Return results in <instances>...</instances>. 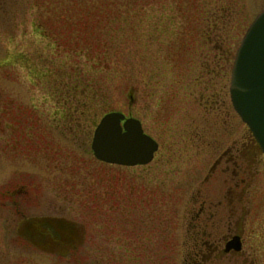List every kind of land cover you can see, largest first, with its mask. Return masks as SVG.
<instances>
[{
  "label": "rangeland",
  "instance_id": "374dc122",
  "mask_svg": "<svg viewBox=\"0 0 264 264\" xmlns=\"http://www.w3.org/2000/svg\"><path fill=\"white\" fill-rule=\"evenodd\" d=\"M262 9L264 0H0V264H243L196 251L187 213L219 150L248 139L228 86ZM72 83L90 92L88 106L63 99ZM111 110L157 141L147 164L93 156L92 130ZM253 170L243 251L264 264L261 157Z\"/></svg>",
  "mask_w": 264,
  "mask_h": 264
},
{
  "label": "water",
  "instance_id": "95a60500",
  "mask_svg": "<svg viewBox=\"0 0 264 264\" xmlns=\"http://www.w3.org/2000/svg\"><path fill=\"white\" fill-rule=\"evenodd\" d=\"M229 97L233 109L248 126L264 154V9L249 23L235 50L230 69ZM157 141L139 118L120 110L103 113L92 130L90 150L104 163L144 165L152 160ZM240 249L237 238L225 250Z\"/></svg>",
  "mask_w": 264,
  "mask_h": 264
},
{
  "label": "flooded vegetation",
  "instance_id": "af4514ba",
  "mask_svg": "<svg viewBox=\"0 0 264 264\" xmlns=\"http://www.w3.org/2000/svg\"><path fill=\"white\" fill-rule=\"evenodd\" d=\"M246 129L248 139L246 136L240 141L233 140L221 148L208 168L210 170L196 178L190 212L187 213L186 239L194 244L196 251L201 249L205 258L210 255L215 258L239 256L243 264H256L243 251V223L248 213L244 196L247 191L252 192L251 186L256 185L253 165L259 157L264 161V154L247 125ZM221 163L220 173H214ZM232 216L236 222L234 229ZM233 238L238 239L240 249L225 250L226 243Z\"/></svg>",
  "mask_w": 264,
  "mask_h": 264
},
{
  "label": "trees",
  "instance_id": "16d2710c",
  "mask_svg": "<svg viewBox=\"0 0 264 264\" xmlns=\"http://www.w3.org/2000/svg\"><path fill=\"white\" fill-rule=\"evenodd\" d=\"M216 30V28H215ZM84 93H90V92H81L80 90L77 89V86L75 83L72 84H68L65 88V95L63 96L64 100H67L68 98L74 99L75 101H77L79 104L83 105V106H88V103L85 102L86 100V94ZM78 97V98H77ZM93 99V98H92ZM89 102H92L91 99H89ZM75 108H72V110H74Z\"/></svg>",
  "mask_w": 264,
  "mask_h": 264
}]
</instances>
